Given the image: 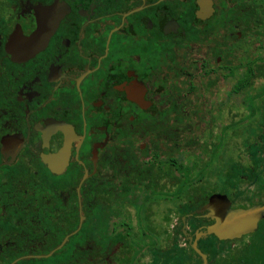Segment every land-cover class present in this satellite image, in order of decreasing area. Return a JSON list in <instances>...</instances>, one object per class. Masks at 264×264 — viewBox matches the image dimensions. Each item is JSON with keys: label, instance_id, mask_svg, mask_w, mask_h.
Instances as JSON below:
<instances>
[{"label": "flooded vegetation", "instance_id": "flooded-vegetation-1", "mask_svg": "<svg viewBox=\"0 0 264 264\" xmlns=\"http://www.w3.org/2000/svg\"><path fill=\"white\" fill-rule=\"evenodd\" d=\"M260 116L264 0H0V264H264V218L202 210L264 205V147L229 154Z\"/></svg>", "mask_w": 264, "mask_h": 264}, {"label": "rangeland", "instance_id": "rangeland-1", "mask_svg": "<svg viewBox=\"0 0 264 264\" xmlns=\"http://www.w3.org/2000/svg\"><path fill=\"white\" fill-rule=\"evenodd\" d=\"M237 102V100L235 101ZM263 105V104H262ZM241 113V112H240ZM246 113V112H244ZM247 117V113L245 115ZM229 118H231L229 116ZM242 118V116L239 114V116H233L231 118V120L233 119L235 122L239 119ZM230 120V121H231ZM260 120V121H259ZM263 117L260 116V118L257 119V121L259 123H262L261 126H257L256 125V120L248 123L245 121V124H241V129H242V137L240 138V143L237 146H232L230 145L229 147V154H234L236 156L241 157V164L244 165H248V167H251V171H254L259 169V168H255V163L257 160H255V153L260 152L262 149V147H264V136L262 135L264 131V129L262 128L264 125L263 122ZM255 136V137H254ZM258 140L256 142L255 146H251L253 144L254 141L252 142H248L249 140ZM259 154V153H258ZM231 168H229L230 170ZM238 172H244V170H241L240 168L237 169ZM256 173V171H254ZM252 173L250 176H247V182H251L254 178ZM256 176V175H255ZM258 177V176H257ZM246 181V180H245ZM225 191L227 192V194H229V197L232 198V194L235 192L231 191V186L226 185L225 187ZM231 189V190H230ZM166 191H170L167 190ZM182 192V191H180ZM233 192V193H232ZM232 193V194H231ZM170 196L172 197L173 195L170 194ZM160 198H165L164 201H159L157 204H155L151 209H150V220L151 223L155 226H157L158 224H161V220L168 216H170V219H174L177 216L175 214L172 213V211L170 210L171 208V204L168 203V201H166L168 197L167 194H163L160 196ZM172 199H170L169 201L171 202ZM251 200H253L255 203L259 202V201H264V175H260L259 176V180H257L256 183V187L253 190V195L251 196ZM245 202V200L241 201V203ZM237 203H240L239 201ZM152 236V235H150ZM152 241L151 237H150V242ZM188 251V250H186ZM101 264H104L103 260H100ZM61 262V259H57L56 257H52L50 259H48L47 261H32V264H59ZM108 264V260L105 261ZM160 262L155 261L154 264H159Z\"/></svg>", "mask_w": 264, "mask_h": 264}, {"label": "water", "instance_id": "water-1", "mask_svg": "<svg viewBox=\"0 0 264 264\" xmlns=\"http://www.w3.org/2000/svg\"><path fill=\"white\" fill-rule=\"evenodd\" d=\"M202 210L208 211L209 217L215 221L212 226L207 228L206 234H214L219 239L239 238L251 232L258 222L264 218V205L254 206L249 209H231L226 196L221 195L212 196L209 203ZM184 218L182 219L184 220ZM191 247L194 251L201 254L195 242Z\"/></svg>", "mask_w": 264, "mask_h": 264}, {"label": "trees", "instance_id": "trees-1", "mask_svg": "<svg viewBox=\"0 0 264 264\" xmlns=\"http://www.w3.org/2000/svg\"><path fill=\"white\" fill-rule=\"evenodd\" d=\"M182 183H183V182H182ZM183 188H184V186L181 187V191H182V192L179 193V195H180L181 197H183ZM183 213H184V212H182L181 215H183ZM103 219H105V218L101 217V220H103ZM105 228H106L105 225H102V227H101V235H102V236L104 235L103 230H104Z\"/></svg>", "mask_w": 264, "mask_h": 264}]
</instances>
